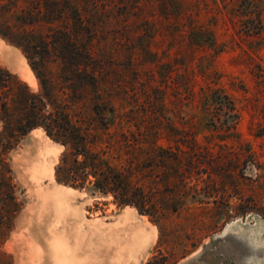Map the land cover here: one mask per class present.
<instances>
[{"label":"rangeland","instance_id":"obj_1","mask_svg":"<svg viewBox=\"0 0 264 264\" xmlns=\"http://www.w3.org/2000/svg\"><path fill=\"white\" fill-rule=\"evenodd\" d=\"M173 1L138 0L151 16L145 30H157L154 36L142 27L129 35L128 42L123 39L121 48L120 37L111 26L91 36L97 61L104 65L99 75L95 74L98 85L93 88L79 79L74 84L63 80V60L56 59V52L45 53L35 45L28 56L37 79L23 50L9 42H18L26 49L29 40L21 37L16 17L24 7L22 0H0V68L12 75L0 82V264H52L40 229L60 234L72 225L86 254L83 242L92 233L90 253L94 258L106 256L95 244L100 235L128 228L130 248L118 255L121 261L126 259L124 264L153 263L160 254L165 256V264H264V0ZM48 27L24 28L31 35L49 37V42L56 34ZM194 27L210 33L215 45L198 49L200 38L188 34ZM81 39L90 40L86 36ZM147 48L157 53L161 63L167 61L176 69L174 83L181 81L184 72L193 75L196 82L195 96L190 100L182 95L178 102L169 92L156 120L143 99L136 104L130 98L134 73L126 72L123 79L116 77L127 67L129 52ZM115 49L124 50L119 57L111 56L117 67L103 63V56L112 60L110 54L116 53ZM145 59L153 61L150 56ZM146 66L145 70H153L159 80L161 70L153 63ZM23 69L33 78L32 86L21 78ZM106 70L107 79L101 78ZM204 74H209L206 82ZM119 83L125 93L119 91ZM207 86L223 89L233 100L239 114L235 130L222 129L223 117L212 119L211 108L207 109L210 103L199 90ZM22 89L45 98L39 105L44 117L54 109L67 114L70 126L85 137L86 147L94 152L103 150L112 166L121 164L114 150L119 135L125 132L130 146L133 138L141 135L145 153H137L143 157L142 173L137 176H145L149 205L160 215H141L134 207L120 206L111 193L95 187L98 178L92 174L78 172L71 180V145L50 138L42 127L20 135L24 104L29 105L28 100L16 97ZM47 122L42 120L44 125ZM35 140L38 153L31 149ZM152 142L177 154L178 177L171 174L170 162L158 161L159 153L152 152ZM31 162L42 166L44 173L29 176ZM44 196H51L50 202L44 201ZM106 238L107 243H118ZM62 253L64 263L67 254ZM107 254L114 257L112 251Z\"/></svg>","mask_w":264,"mask_h":264},{"label":"trees","instance_id":"obj_2","mask_svg":"<svg viewBox=\"0 0 264 264\" xmlns=\"http://www.w3.org/2000/svg\"><path fill=\"white\" fill-rule=\"evenodd\" d=\"M11 1L13 3L17 2V0ZM167 1L174 2L173 0ZM168 2H165L166 6H163L167 7ZM22 3L24 7L21 8L16 17L20 20L21 37L29 39L27 44L24 45L27 50L23 49V46L18 42H9L23 50L28 64L34 73H36V69L33 62L29 59V50L33 51V47L36 45V48L42 49L45 53L56 52V59L63 60L61 62L64 67L62 79H66L72 84L76 83L77 79H79L87 87L96 88L98 85V79L95 74L98 73L99 75L100 71L98 70H102L104 65L101 66V61H97V50L94 48L93 37H91L96 35L98 31L109 30V26H111L112 29L110 30L116 32L118 37H120L118 41L119 48L123 45V39L128 42L129 35L136 33L142 27H144L143 31L145 33H150L148 35L154 36L157 32V30L151 32L145 30L150 24L148 18L151 16L146 14L144 6L139 4L138 0H22ZM41 24L49 25L48 31H55L54 34L56 35H52L51 41L48 42L47 39L49 37L41 36V34L31 35L24 28L26 26L38 27ZM190 30L189 35H196L200 38L199 43L196 44L198 49L209 48L215 45L212 35L206 30L200 27H194ZM182 33L186 34L184 30H182ZM58 35L59 37H57ZM2 36L6 38L4 35ZM83 36L89 37L90 40L84 39V42H82L81 38ZM59 51L62 55L59 54ZM113 51L116 53L110 52V57L113 54L118 57L124 54V50L115 49ZM145 56L152 57L153 61L146 60ZM156 56L157 53H152L149 48L139 53L131 51L128 53V58L126 59L127 67L124 69L125 73H123L124 70H119L118 76L116 75V77L123 79L126 77V72L132 71L134 73L135 80L131 88L132 96L130 98L136 104L143 99L146 102L145 104H148L149 112L153 118L155 117V120L157 118L156 114L159 113L158 109L165 106L169 98V92L173 93L171 96L176 101L180 100L182 95L186 100H190L195 96L194 85L196 83L194 76L187 72L180 75L181 81L179 83H174L172 75H176V69L167 61L161 63L160 60L156 59ZM133 58L137 59L138 63H135V60H132ZM112 60L108 56L102 57L103 63L111 62L113 66L115 64L117 67L115 60L113 58ZM146 63H153L155 68L161 70L162 74L158 73L159 80L156 79L153 70H145L148 69L145 68L147 67ZM107 73L108 70L105 71V74L101 78L106 77L105 79H107ZM35 76L37 79L39 78L37 73ZM146 76L147 78L142 80ZM11 77L12 75L8 71L0 68V82H2V78L8 80ZM58 77L61 79V74ZM208 78L209 74H204L203 80L205 82ZM119 84V91L125 93V87H121V83ZM24 90L22 89L16 96L20 101H29L28 106L24 104L23 111L25 112L22 120L24 125H22L23 128H19L20 135H24L35 127H42L50 138L62 142L64 146L71 145L70 154L73 156L72 165L69 168L71 180L77 178L76 173L78 172L85 176L92 174L98 178L95 187L102 192L111 193L120 206L134 207L141 215L152 217L155 214L160 215V212L157 210H151V206L149 205L150 197L144 191L143 178L145 176H137L141 175L143 164L141 163L143 157L137 153H141L142 155L145 153L142 152L143 142L139 140L141 135L139 138H133L132 146H130V140L125 132L119 135V142L114 150L116 152V160L121 161V164L119 166H112L105 158L106 153L103 150L94 152L86 147L85 137L70 126L67 114L62 110L54 109L55 111L51 110L47 118L44 117L42 114L43 110L40 109L41 106L39 105L45 103V98L30 94L27 90ZM199 90L202 92V97L210 103L207 109L211 108L212 119L215 118L216 121H219L223 117L222 129L227 132L235 130L239 114L231 97L221 88L212 89L207 86L205 89L200 87ZM142 106L139 105V107ZM4 109L5 111L8 110L6 106H4ZM110 109L111 112L114 111L113 107ZM53 112L54 115H52ZM44 119L48 120V124L44 125L42 123ZM211 125L215 126L214 122ZM136 127H138L136 128L138 133H140V127ZM157 131L156 128L155 134L158 133ZM60 138H63V140L60 141ZM154 144L155 142H152L151 150L152 152L157 151L159 153L157 155L158 161L162 164H169L170 162V165H172L169 168L171 174L178 177L179 172L176 164L179 163V159L177 154L167 152ZM79 157L81 158L80 161L78 160ZM139 170H141L140 173ZM165 261V256L160 254L158 258H154L153 263L148 261L146 264H165Z\"/></svg>","mask_w":264,"mask_h":264},{"label":"bare ground","instance_id":"obj_3","mask_svg":"<svg viewBox=\"0 0 264 264\" xmlns=\"http://www.w3.org/2000/svg\"><path fill=\"white\" fill-rule=\"evenodd\" d=\"M5 59V58H4ZM14 66V65H13ZM20 76L22 79H24L26 82H28L29 85H33V78L31 77L30 73L28 72V70L23 69L21 70V72H19ZM36 132L41 133L39 131L36 130ZM32 133V132H31ZM34 133V132H33ZM42 134V133H41ZM40 136V135H39ZM33 137V136H32ZM36 139V138H35ZM38 145L39 143L35 140L33 141L32 144V150H38ZM28 150H25V152ZM39 151H37L38 153ZM35 153V152H34ZM50 153V151H49ZM27 154V153H26ZM22 157V156H21ZM33 159V158H32ZM43 160V158H41ZM41 160V161H42ZM24 161V160H23ZM27 161V160H25ZM29 162V161H28ZM40 162V161H39ZM23 163V162H22ZM27 163V162H25ZM32 164L30 165V170L28 175L29 176H35L37 173H44L45 169L42 166L39 165H34L33 162H31ZM37 164V163H36ZM42 164V163H41ZM47 164V163H46ZM18 165V164H17ZM21 165V163L19 164ZM18 165V166H19ZM46 166V165H43ZM19 168V167H18ZM16 168L17 170H23L22 168ZM25 168V167H24ZM27 168V166H26ZM48 168V167H46ZM24 171V170H23ZM19 172V171H18ZM20 175V173H19ZM21 176V175H20ZM25 177V175L23 174V178ZM37 177V176H36ZM35 177V178H36ZM21 178V180L23 179ZM26 179V177H25ZM34 180V179H33ZM25 181V180H24ZM27 181V179H26ZM30 182H31V178H30ZM55 194V193H54ZM52 194V196L54 195ZM43 195H47V194H43ZM56 195V194H55ZM51 197V196H50ZM49 196L46 198L44 196V201L46 200H51ZM39 202V201H38ZM48 202V203H49ZM52 203V202H51ZM54 203V202H53ZM45 204V203H44ZM54 205V204H53ZM56 208V205H55ZM54 209V208H53ZM57 209V208H56ZM55 209V210H56ZM71 216V214H70ZM68 217V216H67ZM70 220V218H69ZM74 222V221H73ZM70 223V222H69ZM70 225V224H69ZM77 225V224H76ZM67 226V225H66ZM74 225H72V228L69 226L68 230L66 229L63 233L60 234H53L52 230L50 229H46L43 228L40 229L41 232V241H42V245L46 246L44 247V249L47 248V257L48 259L52 262V264H124V261H121V257H118L119 254L122 253H127L129 250V244L131 241L130 237V232L128 230V228L122 232H110L108 235L106 236H102L100 235V237L97 238L95 244H97V248L98 250L106 253V256L109 255L107 253H110L111 251L114 252V257H109V256H99V257H95L93 255H91L90 253V246H91V239H92V233L86 237V243L84 244L83 242V246L85 251L87 252L84 253L82 251V243L80 242L79 239V234L76 233L75 228L73 227ZM77 230V229H76ZM98 230V229H97ZM101 230V229H100ZM117 230V229H116ZM104 231V230H103ZM79 233V230L77 231ZM99 232V231H98ZM94 233V232H93ZM81 235V234H80ZM86 235V234H85ZM95 235V234H94ZM107 236L110 237V239H114L116 240L118 243L114 244V242H110L107 243L105 241H107ZM136 237V235H135ZM134 238V237H133ZM82 239V238H81ZM91 241V242H90ZM113 241V240H112ZM138 241V240H137ZM140 242V241H139ZM135 243V242H134ZM137 243V242H136ZM135 246V245H134ZM137 246V245H136ZM135 246V247H136ZM133 248V247H132ZM83 249V250H84ZM111 250V251H110ZM62 252H65V254H67V261L64 260L63 263V259L64 256H62ZM64 254V255H65ZM85 254V255H84ZM124 255V254H123ZM46 256V255H45Z\"/></svg>","mask_w":264,"mask_h":264},{"label":"crops","instance_id":"obj_4","mask_svg":"<svg viewBox=\"0 0 264 264\" xmlns=\"http://www.w3.org/2000/svg\"><path fill=\"white\" fill-rule=\"evenodd\" d=\"M53 234H56V233L53 232Z\"/></svg>","mask_w":264,"mask_h":264}]
</instances>
